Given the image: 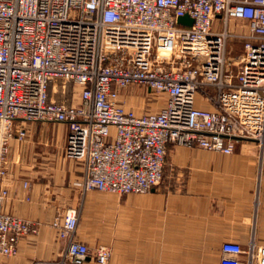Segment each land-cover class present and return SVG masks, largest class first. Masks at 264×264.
I'll return each instance as SVG.
<instances>
[{"label": "built area", "instance_id": "built-area-1", "mask_svg": "<svg viewBox=\"0 0 264 264\" xmlns=\"http://www.w3.org/2000/svg\"><path fill=\"white\" fill-rule=\"evenodd\" d=\"M185 15L190 26L177 22ZM124 92L149 109L127 107ZM46 123L67 128L64 157L81 166V196L149 193L174 146L230 155L250 141L261 157L264 0H0L1 257L37 233L4 211V183L11 147L27 125ZM79 220L75 208L57 212L61 250L45 264L108 263L109 248L78 240ZM243 254L264 264V247L233 242L220 244L219 264Z\"/></svg>", "mask_w": 264, "mask_h": 264}, {"label": "crops", "instance_id": "crops-1", "mask_svg": "<svg viewBox=\"0 0 264 264\" xmlns=\"http://www.w3.org/2000/svg\"><path fill=\"white\" fill-rule=\"evenodd\" d=\"M123 96L137 113L149 109L139 92ZM160 99L150 107L162 105ZM25 131V140L8 154L4 211L34 222L37 233L20 239L17 255L0 256V264L55 261L61 243L50 223L80 199L81 166L63 152L66 126L31 124ZM167 158L179 170L176 179H162L149 193L88 192L78 240L89 248L107 246V264H219L222 242L264 247V154L255 143L241 141L230 155L174 146ZM239 261L247 264L246 256Z\"/></svg>", "mask_w": 264, "mask_h": 264}, {"label": "rangeland", "instance_id": "rangeland-1", "mask_svg": "<svg viewBox=\"0 0 264 264\" xmlns=\"http://www.w3.org/2000/svg\"><path fill=\"white\" fill-rule=\"evenodd\" d=\"M237 52H238V50H239V48L238 47H236V49H235ZM139 104H137V106H138ZM126 106L127 107H131L130 106V104H128V103H126ZM133 107V106H132ZM150 108H152V110H154V108H156V107H150ZM136 111V110H135ZM168 157V156H167ZM168 158H167V164H166V167H165V170H164V175H163V178L162 179H176V174H177V172L179 171V170H177V168L175 167V166H172V165H169L170 163L168 162ZM183 171V170H182ZM183 173V178L182 179H185V172L183 171L182 172ZM79 192V191H78ZM91 192V191H90ZM87 194V193H86ZM85 194V195H86ZM106 194H108V195H111V194H109V193H106ZM85 195L84 196H81L80 194H79V201H78V204H77V206L76 207H69V208H75V209H77V211L79 212V217H81L82 216V212H83V199H84V197H85ZM99 195V194H98ZM105 195V194H104ZM107 196V195H106ZM107 197H110V196H107ZM65 209H67V208H65ZM100 222H102V221H100ZM79 223H80V220H79ZM99 223V222H98ZM83 226H85V224H83ZM103 226H105V225H103ZM102 226V227H103ZM79 228V227H78ZM102 229V228H101ZM107 229H108V227H107ZM97 233V236L96 237H98V235H99V233L98 232H96ZM102 235V237L104 238V240H106L107 239V237H104L103 236V234H101ZM104 246V245H103ZM105 247H107V246H105ZM108 248V247H107Z\"/></svg>", "mask_w": 264, "mask_h": 264}, {"label": "water", "instance_id": "water-1", "mask_svg": "<svg viewBox=\"0 0 264 264\" xmlns=\"http://www.w3.org/2000/svg\"><path fill=\"white\" fill-rule=\"evenodd\" d=\"M178 24L190 26L192 24V20L188 16H183L177 19Z\"/></svg>", "mask_w": 264, "mask_h": 264}, {"label": "trees", "instance_id": "trees-1", "mask_svg": "<svg viewBox=\"0 0 264 264\" xmlns=\"http://www.w3.org/2000/svg\"><path fill=\"white\" fill-rule=\"evenodd\" d=\"M166 164H167V159H166ZM165 167H166V165L164 166V170H165ZM163 175H164V172H163ZM163 178V177H162ZM161 182H162V180H161Z\"/></svg>", "mask_w": 264, "mask_h": 264}]
</instances>
